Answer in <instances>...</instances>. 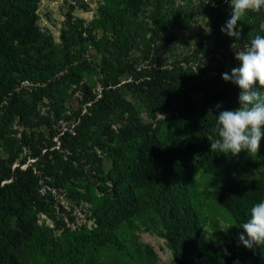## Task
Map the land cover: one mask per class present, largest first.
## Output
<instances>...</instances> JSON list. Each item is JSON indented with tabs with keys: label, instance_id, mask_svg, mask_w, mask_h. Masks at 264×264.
Wrapping results in <instances>:
<instances>
[{
	"label": "rangeland",
	"instance_id": "obj_1",
	"mask_svg": "<svg viewBox=\"0 0 264 264\" xmlns=\"http://www.w3.org/2000/svg\"><path fill=\"white\" fill-rule=\"evenodd\" d=\"M231 12L226 0L38 1L42 37L29 52L41 50L46 67L28 81L33 92L55 81L54 97L26 92L35 113L9 114L6 107L0 113V186L21 193L34 228L13 245L1 233L3 227L10 237L20 231L15 216L0 221L6 246L0 264H173L153 211H140L116 230L135 259L116 245L77 252L71 241L95 225L94 204L111 195L112 179L133 158L135 140L160 127L206 148L208 137L217 138L219 112L241 106L239 87L222 73L239 66L233 44L243 49L264 36V9L241 18L237 39L213 23L224 27ZM66 48L79 76L76 83L64 78ZM263 173L264 137L255 156L246 150L236 156L215 152L196 172L191 202L214 246L223 245L236 227L229 210L208 194L214 178L256 179ZM155 191L158 205L167 209L165 180ZM180 255L196 264L185 242Z\"/></svg>",
	"mask_w": 264,
	"mask_h": 264
},
{
	"label": "trees",
	"instance_id": "obj_2",
	"mask_svg": "<svg viewBox=\"0 0 264 264\" xmlns=\"http://www.w3.org/2000/svg\"><path fill=\"white\" fill-rule=\"evenodd\" d=\"M38 1L0 0V101L14 83L37 78L46 67L42 62L45 54L41 50L36 48L34 52H29L42 37L36 24ZM213 23L216 30L221 29L216 20ZM92 42L98 44L97 41ZM71 55L66 48L64 57L68 67L64 78L76 83L79 76L75 64H72ZM54 85L55 81L38 86L30 95L37 93L53 98ZM25 94L26 91L21 88L7 97V113L21 116L35 113L27 98L29 94ZM145 137L142 141L135 140L133 158L112 179L111 195L94 204L95 225L74 238L71 248L80 252L84 247L89 250L116 245L124 255L135 259L137 254L126 253V249L119 243L116 230L122 222L129 221L140 211H153L162 224L163 230L159 233L169 245L173 264H188L180 255L182 242L186 243L196 258V264H260L261 246L248 249L240 243L238 237L244 232L241 226L250 218L252 205L264 200V173L256 179L216 176L212 181V190L208 194L229 210L236 223L226 242L216 247L205 237L191 202L195 191L193 177L215 154L211 145L203 148L197 140L168 131L162 132L160 127ZM162 180H165L170 196L167 209L160 207L156 198L155 185ZM22 197L10 185L0 186V221L15 216L20 228L12 237L5 227L2 228L1 234L9 238L13 245L22 242L23 238H28L34 231L31 219L25 214ZM3 239L0 236V254L6 250ZM225 249L228 254H225Z\"/></svg>",
	"mask_w": 264,
	"mask_h": 264
},
{
	"label": "clouds",
	"instance_id": "obj_3",
	"mask_svg": "<svg viewBox=\"0 0 264 264\" xmlns=\"http://www.w3.org/2000/svg\"><path fill=\"white\" fill-rule=\"evenodd\" d=\"M226 2H229L232 12L221 31L236 39L240 36L237 29L241 18L249 11L260 13L264 9V0ZM232 47L235 59L240 63L230 73H222V78L239 87L241 106L235 110L220 111L213 129L217 138L208 139L214 152L236 156L246 150L250 156H255L264 137V91L257 89V85L259 89H264V36H255L243 49H238L234 44ZM231 226L221 230L226 232ZM241 227L244 232L239 234L238 239L246 248L264 246V200L252 205L250 218ZM225 254H228L226 249Z\"/></svg>",
	"mask_w": 264,
	"mask_h": 264
},
{
	"label": "built area",
	"instance_id": "obj_4",
	"mask_svg": "<svg viewBox=\"0 0 264 264\" xmlns=\"http://www.w3.org/2000/svg\"><path fill=\"white\" fill-rule=\"evenodd\" d=\"M17 86V90L19 89H24V91L26 92H33V87L34 84L29 82L28 80H23L21 81L19 84L16 85ZM36 87V86H35ZM7 102V96H5L1 101H0V113L2 112V110L4 109L5 105Z\"/></svg>",
	"mask_w": 264,
	"mask_h": 264
}]
</instances>
